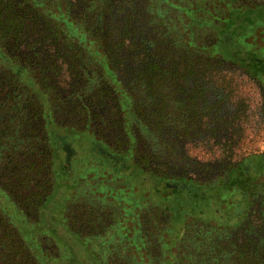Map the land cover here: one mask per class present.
Returning a JSON list of instances; mask_svg holds the SVG:
<instances>
[{"label":"trees","instance_id":"16d2710c","mask_svg":"<svg viewBox=\"0 0 264 264\" xmlns=\"http://www.w3.org/2000/svg\"><path fill=\"white\" fill-rule=\"evenodd\" d=\"M180 1L147 0L137 15L121 0H0V198L4 196L16 212L24 216L27 212L29 222H34L36 208L51 185V148L68 145L66 136L50 134L48 127L53 124L58 131L86 132L91 144L123 154L122 170L133 165L161 183L170 196L180 191L187 200L206 191L216 198L211 205L215 210L232 196L229 205L223 206L229 207L228 214L218 215L224 218L220 226L209 220L206 224L198 220L184 223L173 249L174 261L181 259L178 264H264V177L254 172L255 167H263L264 152L245 155L226 167L211 166L201 178L183 170L204 167L203 162L182 156V142L191 141L194 127L202 125L206 134L201 135L215 143L231 132L224 109L214 111L212 102L202 101L189 83L164 69L167 62L181 66L185 61L193 65L192 70L207 69L217 56L192 50L191 40H181L173 26L165 25L160 4L188 15L191 23L209 31V41L207 36L205 41L212 42L207 28L211 21L202 19L200 11L201 18L196 19L195 8L190 10L191 2L200 1ZM239 2L228 0L225 5L230 11L229 6ZM239 8L233 10L239 13ZM256 9L264 11V5ZM139 31L141 45L147 36L144 32L153 37L154 53L130 61L135 50L126 48L137 44L131 33ZM152 61L153 67L149 66ZM62 66L65 74L53 82L57 67ZM119 71L129 72L126 79ZM62 80L71 81L64 94L56 88ZM36 90L44 95L52 117L44 115L42 102L33 94ZM205 113L207 119L201 120ZM66 151L74 153L71 147ZM251 172L255 176L250 179ZM76 203L79 207L67 221L71 229L83 240L105 235L112 213L105 207ZM139 215V244L144 245L142 249L154 247L158 256L151 262L157 263L158 245L145 240L153 228L152 215ZM4 217L0 213V264H36L38 260ZM153 218L163 221L164 217ZM100 253L108 256L105 264H112V253Z\"/></svg>","mask_w":264,"mask_h":264},{"label":"rangeland","instance_id":"374dc122","mask_svg":"<svg viewBox=\"0 0 264 264\" xmlns=\"http://www.w3.org/2000/svg\"><path fill=\"white\" fill-rule=\"evenodd\" d=\"M199 1L191 2L190 10L194 11L195 8L193 16L196 19L201 18L202 12V19L211 21L207 27L213 36L210 44L209 31L199 24L191 23L188 15L161 4L158 9L164 15L165 25L173 26L181 40H191L192 50H200L209 57L217 55L215 63L211 64L213 67L207 69L198 65L199 70H192L193 65L187 61L181 66L167 62L168 65L164 68H168L171 75L181 77L183 83H189L188 87L194 93H199L202 101L212 102L214 111L221 113L224 109L225 113L222 112L230 121L227 128L231 134L219 143L201 135L204 133L202 125L194 127L188 144L182 142V156L185 155L189 161L203 162L204 165H198L195 170H183L192 177L201 178L211 166L226 167L245 155L264 152V11L254 10V7L264 5V0H240L229 6L232 8L230 11L225 5L228 0ZM187 2L182 0L178 3ZM120 3L129 5V9L138 15L147 0H121ZM233 8H239L241 12L237 13ZM62 9L61 4L59 13H62ZM131 34L137 41L141 32ZM143 34L147 35L143 45L138 40L137 44L126 48L129 51L135 50L130 61H140L154 53V45H151L153 37L149 38L151 35L145 32ZM206 36L208 41H205ZM128 57L127 54L126 58ZM154 63L152 61L149 66L153 67ZM57 68L59 71L57 78H52L53 82L60 81V74H65L64 66ZM120 68L124 69L125 65L121 63ZM131 68L133 66L129 69ZM119 73L122 79H126L129 74L122 71ZM67 83L62 80V85L60 82L56 87L59 93H65L71 81ZM33 94L42 102L44 115L47 116L49 111L42 99L44 95L37 90ZM49 115L52 117V114ZM205 119L207 113L201 118ZM57 131L53 124L47 129V132L55 136H66L64 142L68 145L65 147H71L74 153L70 154L69 162H64L61 161L58 147L52 146L51 185L41 205L36 208L35 221L29 222L27 212L25 216L22 211L16 212V209L9 208L4 196L0 198L1 215L14 226L31 255L41 264H105L108 256L100 252L111 254L112 250L114 252L109 256L112 264L150 263L158 253L154 247L151 250L148 247L142 249L144 245L139 244L141 237L138 232L141 227L137 216H140V212L151 213L152 216L149 217L153 228L150 229L149 236L145 235V240L158 245L161 253L157 263L153 261L151 264H178L181 259L174 261L173 249L184 223L187 220H198L206 224V220H209L220 226L224 218L219 216L228 214L229 207L223 209V206L229 205V200H233L232 196L219 205L216 203L220 210L211 207L216 198L206 191L194 193L187 200L180 191H173L174 196H170L161 183L148 175H142L128 161L126 163L129 168L122 170L119 162L123 154L91 144L90 134L70 129ZM257 171L264 177V162L261 169L255 167V174ZM255 174L251 172L250 179ZM76 201L83 207H105L112 213V219L104 223L105 235L86 236L83 240L71 229L68 222L72 213H76V206L79 207ZM153 216H158L159 220L164 218L163 221H156ZM38 262L34 261L36 264Z\"/></svg>","mask_w":264,"mask_h":264},{"label":"flooded vegetation","instance_id":"af4514ba","mask_svg":"<svg viewBox=\"0 0 264 264\" xmlns=\"http://www.w3.org/2000/svg\"><path fill=\"white\" fill-rule=\"evenodd\" d=\"M58 151L61 153V161L63 160L64 162L66 161V162H69V155H70V153H68L67 151H66V148L65 147H58ZM66 152H67V154H66Z\"/></svg>","mask_w":264,"mask_h":264}]
</instances>
